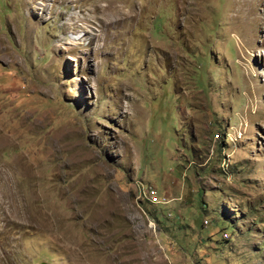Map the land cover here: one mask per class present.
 <instances>
[{
	"label": "rangeland",
	"instance_id": "obj_1",
	"mask_svg": "<svg viewBox=\"0 0 264 264\" xmlns=\"http://www.w3.org/2000/svg\"><path fill=\"white\" fill-rule=\"evenodd\" d=\"M0 264H264V0H0Z\"/></svg>",
	"mask_w": 264,
	"mask_h": 264
}]
</instances>
